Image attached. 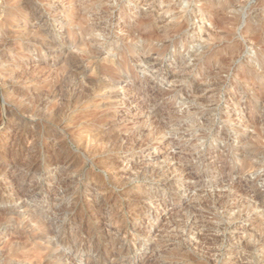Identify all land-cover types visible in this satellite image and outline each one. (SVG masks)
Masks as SVG:
<instances>
[{"label": "rangeland", "instance_id": "374dc122", "mask_svg": "<svg viewBox=\"0 0 264 264\" xmlns=\"http://www.w3.org/2000/svg\"><path fill=\"white\" fill-rule=\"evenodd\" d=\"M87 1L34 0L40 19L27 22L18 19L25 5L13 9L14 0H0V112L13 118L6 145L13 152L0 160V182L11 195L0 199V264H264V151L248 154L256 129L264 136V41L251 42L259 29L249 26L264 22V0H222L204 18L199 10L207 0H110L109 14L91 12L96 20L79 28L88 40L104 41L96 60L79 55L71 36ZM167 7L192 23L175 46L160 45L165 55L144 52L140 20L157 14L155 25L162 26L174 17ZM216 12L226 18L215 25ZM131 31L139 41H131ZM44 34L78 54L73 66L87 73L81 81L94 65L109 64L107 56L127 59L125 81L106 79L119 87V98L97 93L76 103L66 72L55 71L62 58L32 44ZM231 54L223 70L220 62ZM49 152L57 164H49ZM36 154L38 165L27 172ZM87 198L110 201L101 203L102 218L81 231L80 211L70 210Z\"/></svg>", "mask_w": 264, "mask_h": 264}, {"label": "bare ground", "instance_id": "6f19581e", "mask_svg": "<svg viewBox=\"0 0 264 264\" xmlns=\"http://www.w3.org/2000/svg\"><path fill=\"white\" fill-rule=\"evenodd\" d=\"M111 1H113V0H111ZM117 2L118 1H120V0H116ZM197 1H200V0H191L190 2L191 3H194V2H197ZM114 2H115V0H114ZM219 3H222V0H207V6H205L204 8H201L200 10H199V13H200V15L201 16H203L202 18H204V16L207 14V12H213L214 11V9H212V7L213 6H215V5H217V4H219ZM112 4V3H111ZM110 4V0H88L87 2H83V10L81 11V12H79L80 13V16L79 17H77V23H74V24H76V27H78V32H73L72 34H71V36L73 37H76L77 38V40L75 41V43L73 44L74 45V49H76L77 51H78V53H79V55H81L82 57H86V58H88V59H91V60H96V57H97V55L98 54H100V52H99V48H98V46H99V44L101 45V43L99 42V40L97 41L96 39H95V37L93 38V39H90V40H88V37H89V34H87V33H85V32H82V29H80L79 30V28H83V27H87V26H89L90 25V22L91 21H94V20H96V19H94V20H91V18L89 17V13H91V12H94V13H96V12H100L101 14H103V15H106V14H109L112 10H113V5H111ZM114 4V3H113ZM117 4V3H116ZM23 5H25V7L26 8H28V10L27 11H23L22 13H21V15L20 16H18V19L19 20H22V19H24L25 21H34L35 19H40V16H39V13L38 12H40L39 10H40V6H38V5H36L35 3H34V0H23V1H15L14 0V3H13V9H19V7L20 6H23ZM119 5V4H118ZM73 6V5H72ZM116 6V5H115ZM80 10H81V8H79ZM167 9V11H166V13L167 14H170V15H172V13H173V15H174V17H171L170 19V22H168L167 23V21L164 19L163 20V23H162V26H158L157 24L155 25V22H156V20L159 18L160 19V16L158 15V16H156V15H151V16H147L146 15V17L144 16V18H142L141 20H140V28H141V26L142 27H144L145 28V31L141 34V35H138L137 37H138V39H140L139 37H141V39H142V41L144 42V49H142V50H144V52L146 51V52H148V53H150V52H156L159 56H163V55H165L167 52H168V48L167 49H163L162 47H160V45H162V44H164V43H166V42H168V41H171V43H170V45H174L175 46V42H174V40L176 39V38H178L179 36H182V34L183 33H185L186 32V29L188 28V26L192 23V19L191 18H189V17H187V18H185V20L183 21V22H181L180 20H181V18H184L182 15H179L178 13L177 14H174V12H175V9H173L172 11L173 12H171V9L172 8H169V7H167L166 8ZM190 9V8H189ZM188 9V10H189ZM160 10H162V9H160ZM96 11V12H95ZM98 12V13H99ZM187 13V11H185V14ZM42 14V13H41ZM105 17V16H104ZM103 17V18H104ZM263 17V16H262ZM103 18H101V19H103ZM225 18H226V15L225 14H222V13H218V12H216V18H215V20H214V24L216 25V24H219L220 22H223V21H225ZM254 21H253V23H251V24H249V26H253V27H256L257 29H259V32L258 33H256V34H254L251 38H250V40H251V42H254L255 44H257L258 42H261V41H264V22L262 21V23H261V21H260V18H256V19H253ZM194 21V20H193ZM70 22V21H69ZM71 22H73L72 20H71ZM200 21H198V23H199ZM66 24H68V23H66ZM73 24V25H74ZM139 24V23H138ZM69 26V25H68ZM248 26V27H249ZM139 28V27H138ZM75 31H77V30H75ZM88 31V30H87ZM135 31V30H134ZM134 31H131V32H129V34H130V38H131V41L132 40H135V41H137L138 39H137V37H134V34H135V32ZM207 31L209 32V34H213V30H209V29H207ZM91 32V31H90ZM134 32V33H133ZM42 33H44L43 32V28L42 27H40V31H39V34H42ZM141 33V32H140ZM45 35V39L44 40H40V39H38V38H33L32 39V44L34 45V46H36L37 44H39V46L42 48V47H44L45 49H50V52L49 53H51L52 55H55V58H62V61H61V63H60V65H58L59 66V68L57 67V68H55V71H60V72H66V74H67V78L70 80V82H71V88H72V90L74 91V93H73V96L76 98L75 99V102L76 103H84V101H86L88 98H90V96H92V95H95V94H97V93H105V94H108V96H110V100H116V99H118L119 98V96H118V93L116 92L115 93V89L117 90V88H119L117 85H113L112 83H108V82H106V79L107 78H115V79H118V80H120V81H122L121 79H124V81H125V79L127 78V77H129V73H127V72H125L124 71V67L125 66H127L128 64L126 63V60H121V61H115V59H111L110 58V56H107V58H105V61H109V64H107V65H105L104 67H101L99 64H97V65H94V67H93V70H92V74H91V77H89L87 80L86 79H84L83 81H81L79 78H81V77H83V78H85V76H86V74L87 73H85L84 71L85 70H83V73H79V70H78V67H76L75 65L73 66V64H76V63H78V54L77 55H75V54H72V53H69L68 51H65L63 48H62V46L60 45V46H58L56 43H55V37H53L52 39H50V38H48V35H46V34H44ZM186 35V34H185ZM197 35V34H196ZM70 36V37H71ZM91 36V35H90ZM108 36V35H107ZM80 37H82V39L80 38ZM184 37H186V36H184ZM91 38V37H90ZM107 38V37H106ZM141 39H140V41H141ZM108 39H106V41H107ZM139 41V40H138ZM142 41H141V43H142ZM177 41V40H176ZM64 43V42H63ZM103 43H104V41H103ZM102 43V44H103ZM133 43H134V41H133ZM132 43V44H133ZM179 43V42H178ZM180 44V43H179ZM178 44V45H179ZM63 45V44H62ZM133 45H136V44H133ZM101 46H103L104 47V45H101ZM164 46V45H163ZM179 47V46H178ZM39 48V47H38ZM101 48V47H100ZM143 48V47H142ZM171 48H173L174 49V47H171ZM180 48V47H179ZM185 48V47H184ZM132 49V48H131ZM101 50H102V48H101ZM176 50V49H175ZM35 51V50H34ZM41 51V50H40ZM38 52V51H37ZM129 52V51H128ZM260 52V51H259ZM127 53V52H126ZM129 54V53H128ZM146 54V53H145ZM233 54H235V53H233ZM233 54H231L229 57H225L226 59H224V60H221V62H220V64H222V66H223V70H224V67H227V63H225V61H232L235 57H234V55ZM260 54H261V56L263 55V57H264V51H262V52H260ZM23 55V52H20V54H19V56H22ZM131 55V54H130ZM132 55H133V53H132ZM256 55V54H255ZM129 57V56H128ZM127 57V58H128ZM262 57V58H263ZM123 59H124V56H123ZM119 60V59H118ZM104 61V62H105ZM263 61V60H262ZM69 62H72V63H69ZM218 62L219 61H217V64H218ZM126 63V64H125ZM249 65H250V63H249ZM19 67L18 68H20L21 69V65L19 64L18 65ZM247 68V67H246ZM54 70V69H53ZM250 70V69H249ZM44 70H42V71H40V73L41 74H43L44 75V72H43ZM132 71V70H131ZM131 71H130V73H131ZM128 72H129V70H128ZM133 72V71H132ZM46 73V72H45ZM132 74V73H131ZM45 75H48V74H45ZM50 75V74H49ZM24 76H28L27 74H22V75H20L19 77H21V78H24ZM49 77V76H48ZM48 77H46V78H48ZM30 79H33V77H31ZM241 79V78H240ZM247 80H249L248 79V77H244V78H242V82L244 81L245 83H246V81ZM253 80V79H252ZM250 81H251V79H250ZM248 82V81H247ZM257 81H255V82H253V83H256ZM244 83V84H245ZM259 83H264V78L263 79H261L260 80V82ZM99 84H100V86H99ZM242 84V83H241ZM214 85V84H213ZM247 85V84H246ZM196 87H198L197 88V90H194V94H197L198 93V89H199V86H196ZM1 88V87H0ZM56 89H60L58 86H57V88ZM106 89H109L108 90V92L107 91H105ZM54 91H56V90H54ZM59 91V90H58ZM55 93V92H54ZM118 101V100H117ZM121 101V100H120ZM207 100H199V102L201 103V104H199L200 106H202V104L203 103H205ZM88 102V101H87ZM116 102V101H115ZM119 102V101H118ZM198 102V103H199ZM86 104V103H85ZM113 104H116V103H114L113 102ZM20 105H22L21 103H20ZM3 110V109H2ZM1 110V111H2ZM1 114V116H2V121L0 122V142H2L1 144L2 145H4V153H1L0 152V160L2 159V158H7L8 156H9V153H11V152H13V147L12 146H6V145H8V135L10 134V132H11V130H12V125H11V123H12V117L10 118L9 116H8V111L7 110H4V111H2V112H0ZM201 113V112H200ZM203 114V113H202ZM155 116H158L159 115V113L158 112H156L155 114H154ZM209 115V114H208ZM112 119L113 118H115L114 116L113 117H111ZM264 118V117H263ZM172 119H176V116H172L171 117V120ZM3 120H6V123L3 121ZM259 120V119H258ZM3 122L5 123V124H3ZM106 123H107V121H105ZM21 123H22V121H21ZM20 123V124H21ZM258 123H260V124H262V122H258ZM109 124V123H108ZM111 124V123H110ZM256 124V123H255ZM264 124V123H263ZM105 125H107V124H105ZM108 126V125H107ZM260 126V125H259ZM260 127H262V126H260ZM263 127H264V125H263ZM261 129V128H260ZM256 131H257V136H255L254 138H253V140H252V138H251V142H249V144H248V154H250V153H253L254 154V156H252V157H255V155H257V154H260V153H262L264 150H263V148H262V142H261V140H262V138L264 137L263 136V134H262V132H261V130H259V128H258V130L256 129ZM51 134V133H50ZM147 134V133H146ZM144 135V134H143ZM151 136V135H150ZM48 139H51L53 136L52 135H48ZM91 137H89V138H87V139H85V141L84 142H86V143H90V141H91V139H90ZM137 138V137H136ZM145 138V137H144ZM147 138H149V136H147ZM43 140V139H42ZM146 140V139H145ZM149 140V139H148ZM128 141V140H127ZM130 141V140H129ZM151 141V140H150ZM250 141V140H249ZM131 143V142H130ZM129 143V144H130ZM144 143V142H143ZM150 143V142H149ZM134 145V144H133ZM90 146V145H89ZM247 147V146H246ZM88 148V147H87ZM52 153V152H51ZM50 152H49V154H48V159H50V161H49V164L52 166V165H55V164H57L58 163V160H59V158L57 157V156H52L53 154H51ZM40 154V153H39ZM39 154H36L35 156H31L32 157V161H31V165H30V167H29V169H28V171L27 172H34L35 170V167L38 165V164H36V162L38 161V159L40 158V155ZM46 155V154H45ZM47 156V155H46ZM43 158V157H42ZM248 160V159H247ZM245 161V163H244V166L245 167H247V165H249V163L250 162H248V161ZM251 161V160H250ZM112 163V162H111ZM116 163H118V162H116ZM115 163V164H116ZM17 164V163H16ZM114 163H113V165L112 166H114L115 165ZM118 165V164H117ZM243 166V167H244ZM41 167V166H40ZM50 167V166H49ZM104 167L105 168H107V169H109L110 167H109V163H106L105 162V165H104ZM114 168V167H113ZM249 168V167H248ZM5 169H6V167L5 166H0V174H2L4 171H5ZM247 169V168H246ZM245 169V170H246ZM41 171V169L40 168H37V173H39L38 171ZM46 170V169H45ZM254 170V169H253ZM147 172V171H146ZM145 173V172H144ZM148 173H149V171H148ZM147 173V174H148ZM32 174V173H31ZM146 174V173H145ZM144 174V175H145ZM154 175H155V177H156V179H158L160 176H161V173L160 172H155V173H153L151 176L152 177H154ZM130 177V176H129ZM164 177V176H163ZM162 177V178H163ZM132 178V177H131ZM130 178V179H131ZM134 179V178H133ZM5 180H6V178H5ZM53 180V179H52ZM119 180V179H118ZM134 180H136V179H134ZM138 180V179H137ZM120 181V180H119ZM130 181V180H129ZM160 181H166V179L164 178V179H162V180H160ZM95 182V181H94ZM117 183H118V181H116ZM116 183V184H117ZM121 183V182H120ZM120 183H118V184H120ZM124 183V182H123ZM173 183V182H172ZM175 183V182H174ZM114 184H115V181H114ZM125 184V183H124ZM126 184H127V182H126ZM32 185V184H31ZM169 186H170V183H169ZM173 186V188L175 187V189H177L178 190V188L176 187V185L175 184H171V187ZM94 187V186H93ZM121 187V186H120ZM8 188V184H7V182L5 181V186L3 187L2 186V184H1V182H0V199H4V201L5 202H7V201H9L10 200V197H11V195H9L8 193H9V191H8V193H7V191H6V189ZM136 189H138V188H136ZM174 189V190H175ZM91 190V189H90ZM95 190V189H94ZM97 190V189H96ZM117 190H118V188H117ZM129 190V189H128ZM91 191H93V190H91ZM119 191V190H118ZM127 191V190H126ZM123 192V191H122ZM121 192V193H122ZM130 194V193H129ZM122 195V194H121ZM124 196V195H123ZM91 197V196H90ZM110 198V197H109ZM125 198V197H124ZM120 200V199H119ZM110 200H108V199H102V200H99V199H97V200H89V202H88V198H87V204H86V202H85V204H83L80 208L78 207V204H76L75 203V205H73L74 207L72 208V210H70L71 212H78V211H80V214H81V220H80V225H79V229L82 231L83 229H89L90 230V225H91V223L92 222H94V221H96V220H100L101 218H102V215H103V213H102V211H101V209L102 208H100L101 207V203L102 202H105V203H107V202H109ZM114 201V200H113ZM118 201V200H117ZM76 202H77V200H76ZM112 202V201H111ZM116 202V201H115ZM119 204H120V202H119ZM263 204V203H262ZM125 205V204H124ZM206 205V204H205ZM204 205V206H205ZM121 206H123V203L121 204ZM203 206V205H202ZM208 205H206V207H207ZM116 207V206H115ZM135 207V206H134ZM121 208V207H120ZM88 209H92V211H93V213L92 214H90L89 216L87 215V217H85L84 216V213H86V210H88ZM133 210L135 209V208H132ZM91 211V212H92ZM3 212V211H2ZM95 212V213H94ZM120 212V211H119ZM97 213V214H96ZM118 213V212H117ZM138 213V212H137ZM140 213V212H139ZM1 214V213H0ZM96 214V215H95ZM119 214V213H118ZM121 214V213H120ZM141 214V213H140ZM3 215L4 216H7L8 215V213H6V211L5 212H3ZM29 215V214H28ZM117 215V214H116ZM132 215V214H131ZM12 216V215H11ZM95 216V217H94ZM3 217V216H2ZM13 217V216H12ZM5 218V217H4ZM10 218V217H9ZM133 218V217H132ZM134 218H136V217H134ZM16 219H18V218H16ZM74 219V218H73ZM119 219V218H118ZM127 220H129V219H127ZM19 221V220H18ZM123 221V220H122ZM125 221V220H124ZM130 221V220H129ZM71 222V221H70ZM120 222V221H119ZM71 224V223H70ZM120 224V223H119ZM36 226V225H35ZM94 226V225H93ZM30 227V226H29ZM42 227V226H41ZM44 227H46V226H44ZM48 227V226H47ZM119 226H117V228H118ZM122 227V226H121ZM34 228V227H33ZM36 228H37V226H36ZM120 228V227H119ZM48 229V228H47ZM79 229H77V230H79ZM45 230V229H44ZM44 230H42V231H44ZM49 230V229H48ZM128 230V229H127ZM36 231V230H35ZM80 231V232H81ZM48 232V231H47ZM51 233H52V231H50ZM90 232V231H89ZM88 232V233H89ZM44 233H45V231H44ZM87 233V234H88ZM46 234H48V233H46ZM69 234V233H68ZM128 231H122L121 232V234L120 235H123L124 236V239H126L127 240V237H128ZM49 235H51V234H49ZM118 235V234H117ZM45 236V235H44ZM43 236V237H44ZM55 236V235H54ZM62 236V235H61ZM90 236V235H89ZM45 237H47V236H45ZM50 237V236H49ZM52 237V236H51ZM115 237V236H114ZM90 238H91V236H90ZM43 239H45L46 240V238H43ZM67 239V238H66ZM49 240V239H48ZM112 240V239H111ZM115 240V239H114ZM50 241H52V240H50ZM47 242V241H46ZM68 242V241H67ZM61 243V242H60ZM65 243V242H64ZM90 243V242H89ZM62 244H63V242H62ZM67 244V243H66ZM65 246V245H64ZM86 246H87V244L86 243H84V244H81L80 245V248L82 249L83 247L84 248H86ZM88 251H91L92 250V247H91V245L90 244H88ZM92 246H93V244H92ZM100 246V245H99ZM56 247V246H55ZM98 247V246H97ZM99 249V248H98ZM178 249V248H177ZM101 250V249H100ZM94 251V250H93ZM98 251V250H97ZM178 251H180V250H178ZM183 251V250H182ZM50 253V252H49ZM101 253V252H100ZM183 256V255H182ZM49 258V257H48ZM58 260V259H57ZM62 261V260H61ZM48 263V262H47ZM215 263H216V261H215ZM212 264H213V262H212Z\"/></svg>", "mask_w": 264, "mask_h": 264}]
</instances>
